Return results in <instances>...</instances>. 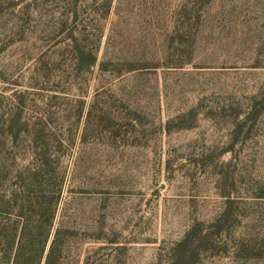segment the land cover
I'll return each instance as SVG.
<instances>
[{"label": "rangeland", "instance_id": "374dc122", "mask_svg": "<svg viewBox=\"0 0 264 264\" xmlns=\"http://www.w3.org/2000/svg\"><path fill=\"white\" fill-rule=\"evenodd\" d=\"M43 145L65 264H264V0H0V150Z\"/></svg>", "mask_w": 264, "mask_h": 264}, {"label": "trees", "instance_id": "16d2710c", "mask_svg": "<svg viewBox=\"0 0 264 264\" xmlns=\"http://www.w3.org/2000/svg\"><path fill=\"white\" fill-rule=\"evenodd\" d=\"M88 59L90 65L97 61L92 53ZM13 154L0 150V264H65L67 230L56 222L67 171L44 145L32 149L27 165H19ZM98 250L97 259L89 256L84 264L109 263L105 248Z\"/></svg>", "mask_w": 264, "mask_h": 264}]
</instances>
